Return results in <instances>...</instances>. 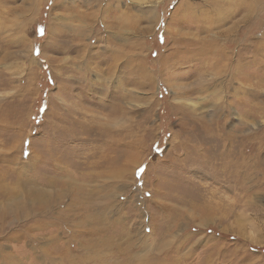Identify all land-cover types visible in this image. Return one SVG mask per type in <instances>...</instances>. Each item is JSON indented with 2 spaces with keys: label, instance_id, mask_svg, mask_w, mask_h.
Here are the masks:
<instances>
[{
  "label": "rangeland",
  "instance_id": "rangeland-1",
  "mask_svg": "<svg viewBox=\"0 0 264 264\" xmlns=\"http://www.w3.org/2000/svg\"><path fill=\"white\" fill-rule=\"evenodd\" d=\"M203 38L264 46V0H0V264H264V116Z\"/></svg>",
  "mask_w": 264,
  "mask_h": 264
},
{
  "label": "bare ground",
  "instance_id": "bare-ground-1",
  "mask_svg": "<svg viewBox=\"0 0 264 264\" xmlns=\"http://www.w3.org/2000/svg\"><path fill=\"white\" fill-rule=\"evenodd\" d=\"M103 1V0H102ZM98 3V2H97ZM103 5V4H102ZM101 5V6H102ZM106 6V5H105ZM85 7V6H84ZM107 9V8H106ZM108 10V9H107ZM86 11V10H85ZM87 12V11H86ZM76 13V12H75ZM107 13V11H106ZM81 14V13H80ZM83 12L81 14V16L83 17ZM75 15V14H74ZM104 15V14H103ZM79 16V15H77ZM92 17V15H91ZM105 17V16H104ZM173 18V17H172ZM80 19V17H79ZM94 19V18H93ZM105 19V18H104ZM85 21V20H84ZM89 21V20H88ZM81 23V22H80ZM87 23V22H86ZM86 23H84V26L83 27H78V29H74V33H80V34H83L85 33L86 29H88V25L86 26ZM101 23L103 24L104 27H107L109 28V24L105 23L104 21H101ZM77 26V25H76ZM75 28V27H74ZM82 28H85V30H83ZM53 30V29H52ZM78 36V35H77ZM80 36V35H79ZM181 37L178 36L177 40H176V44H177V47H181L183 46L184 48L186 47V43L187 41H185L184 39H187V37L185 38L186 35H180ZM76 38V37H75ZM205 38V37H204ZM198 39V40H192V44H194L195 46L193 47V49H196L200 52L201 55H204V52L207 53L209 52L210 54L213 53V56L212 58L216 61L214 62H217V60H222V59H227V61H230V66H228V81L229 83H234V80H237V81H240V79L243 78V83L246 84V87L245 89H242V85L239 83L237 86L235 85L233 87V95H234V102L238 103V105H240L241 107V111L246 114V116H253L254 113L256 112L257 109H260L261 113L263 114L264 116V106L262 104H259L256 102V100H254L255 98V94L258 93V91L256 90V87L257 88H264V80H258L257 82L254 81V77L256 75V73L254 74V68L253 70H251V68H253L252 65H254V63L256 62H262V60L260 58H257L256 55H259V54H263L264 55V46H257L256 44H251L249 43L247 46H245L244 48H240L238 50H235V52L232 54L233 55V59H231L230 55L228 56L226 54V51L224 49H221L219 48L217 45H212L210 44L211 42L209 40H206V39ZM74 39V38H73ZM245 42V40H244ZM261 43V42H260ZM79 44V43H78ZM189 44V43H187ZM138 45V43H137ZM177 49V48H176ZM180 49V48H179ZM117 53H118V50H116ZM114 50V53L116 52ZM177 53H184L185 51H179L177 50L176 51ZM116 56H118L117 54H114L112 55V58H115ZM121 57V56H120ZM230 59V60H228ZM197 63H200L199 66L201 65H204V64H208L209 63V59H202V58H198L197 59ZM252 66V67H251ZM255 66V65H254ZM249 68V70H248ZM245 69V70H243ZM226 72V71H225ZM151 75V74H150ZM154 80V79H153ZM236 82V81H235ZM237 83V82H236ZM228 84V82H227ZM219 85V84H218ZM201 87V86H200ZM179 88V86H178ZM228 88V87H227ZM198 89V88H197ZM255 90L257 91V93L255 92ZM176 91H180V89H176ZM182 91V90H181ZM194 91L195 88H194ZM198 91V90H197ZM196 91V92H197ZM244 91H247L250 93V95L252 96V98H245L243 96H238V94L240 92H244ZM193 93V90L191 91H182L181 93H175L174 94V98L175 99H180V98H186V97H189L190 94ZM248 93V94H249ZM237 95V96H236ZM181 105H183L184 107H186L187 105H185L184 103H179ZM226 104V103H225ZM181 105H177V107L179 109H182L183 106ZM219 105V104H218ZM221 106V105H220ZM217 107V106H216ZM219 107V106H218ZM217 107V108H218ZM228 107V106H227ZM190 108L193 112H196L197 108L195 109L194 107H188ZM223 108V107H222ZM220 109V108H219ZM199 110V109H198ZM216 110V109H215ZM200 111V110H199ZM202 111V110H201ZM191 114V113H190ZM194 115L198 116V117H203L202 115L199 116L198 114H195ZM194 116V117H196ZM247 117V118H248ZM251 118V117H250ZM263 119V118H262ZM243 120V119H242ZM251 123L252 124H256V122L254 121V119L252 120L251 119ZM216 123V122H215ZM264 123V122H263ZM261 126V127H260ZM256 127L254 130L248 132V134H245V135H235L236 137L232 138L233 141H231V145L234 146L233 149L235 148V146H237V144L241 143L244 139V141H249L247 138H249L250 140L253 139V141H255L256 143H261L260 145V148L262 147L263 150H264V124H256ZM257 130L259 131H262L260 133V135L257 136ZM228 134V133H226ZM226 134L224 136H226ZM231 135V134H230ZM229 135V136H230ZM223 136V137H224ZM228 136V137H229ZM231 137V136H230ZM229 137V138H230ZM224 139V138H223ZM250 142V141H249ZM230 143V142H229ZM230 145V144H229ZM257 147V146H256ZM255 150V149H254ZM233 152V151H231ZM236 154L238 155V152H236ZM238 159L239 158V155L236 156ZM224 159V157H223ZM246 160V159H245ZM227 164V163H226ZM228 165V164H227ZM233 165H237V168L239 166L238 164V160L236 162L233 163ZM242 165V164H241ZM248 167V166H247ZM240 169V168H239ZM239 169H237V171L235 170L234 172H230V173H239L238 171H240ZM246 171V170H245ZM225 172V170H224ZM243 172V171H242Z\"/></svg>",
  "mask_w": 264,
  "mask_h": 264
}]
</instances>
